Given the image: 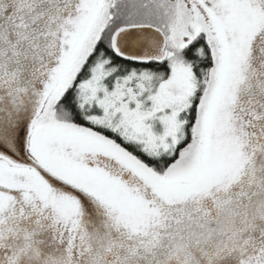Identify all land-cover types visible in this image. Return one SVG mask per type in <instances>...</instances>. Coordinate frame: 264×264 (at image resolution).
Returning a JSON list of instances; mask_svg holds the SVG:
<instances>
[{
	"label": "snow or ice",
	"instance_id": "6c2138e0",
	"mask_svg": "<svg viewBox=\"0 0 264 264\" xmlns=\"http://www.w3.org/2000/svg\"><path fill=\"white\" fill-rule=\"evenodd\" d=\"M0 264H264V0H0Z\"/></svg>",
	"mask_w": 264,
	"mask_h": 264
}]
</instances>
